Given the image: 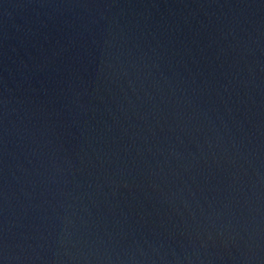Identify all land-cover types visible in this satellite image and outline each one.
<instances>
[{"label":"water","instance_id":"95a60500","mask_svg":"<svg viewBox=\"0 0 264 264\" xmlns=\"http://www.w3.org/2000/svg\"><path fill=\"white\" fill-rule=\"evenodd\" d=\"M0 264H264V0H0Z\"/></svg>","mask_w":264,"mask_h":264}]
</instances>
